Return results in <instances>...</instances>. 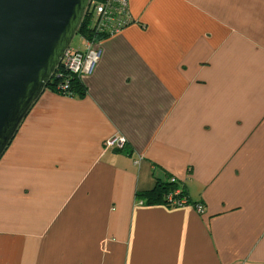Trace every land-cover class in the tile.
Here are the masks:
<instances>
[{"label":"crops","instance_id":"0c3cea01","mask_svg":"<svg viewBox=\"0 0 264 264\" xmlns=\"http://www.w3.org/2000/svg\"><path fill=\"white\" fill-rule=\"evenodd\" d=\"M127 1L0 158V264H264V0Z\"/></svg>","mask_w":264,"mask_h":264},{"label":"water","instance_id":"95a60500","mask_svg":"<svg viewBox=\"0 0 264 264\" xmlns=\"http://www.w3.org/2000/svg\"><path fill=\"white\" fill-rule=\"evenodd\" d=\"M90 0H0V158L70 48Z\"/></svg>","mask_w":264,"mask_h":264},{"label":"built area","instance_id":"2783aa9c","mask_svg":"<svg viewBox=\"0 0 264 264\" xmlns=\"http://www.w3.org/2000/svg\"><path fill=\"white\" fill-rule=\"evenodd\" d=\"M90 13V30L93 34L91 39H83L86 45L85 50L75 51L70 48L64 54L60 66L62 73H54L56 79H60L64 74L82 78L89 75L94 65L99 59V41L97 35L111 36L120 32L130 23L127 0H90L88 9ZM53 75V76H54ZM61 90H65L67 85H60ZM124 141L122 139H112L105 142V148L121 147ZM171 183H175L171 179ZM180 191L175 190L169 194L166 201L170 207H181L187 203L184 198H177ZM198 213H202L201 206H197Z\"/></svg>","mask_w":264,"mask_h":264},{"label":"trees","instance_id":"16d2710c","mask_svg":"<svg viewBox=\"0 0 264 264\" xmlns=\"http://www.w3.org/2000/svg\"><path fill=\"white\" fill-rule=\"evenodd\" d=\"M76 35L80 36L82 39H91L93 38V34L90 30V13L87 10L85 13L82 22L78 28V31ZM108 36L106 35H97L96 38L98 41H100L103 38H106ZM61 67L57 69V73L63 72L60 70ZM56 75V74H55ZM53 76L50 82L48 83L46 90H49L51 92H54L58 95L65 96V97H83L86 93V88L83 86L80 78L75 76H69L67 74H64L60 79H56V76ZM67 85V88L63 91L59 88L60 85ZM34 106V105H33ZM176 182L171 183L170 181L164 182V183H157L156 186L153 188V190L140 194L142 198L145 199V202L148 205L153 204H163L165 206H169L166 197L173 193L176 190ZM177 198H184L187 203L188 200L185 197L184 193L180 191Z\"/></svg>","mask_w":264,"mask_h":264},{"label":"rangeland","instance_id":"374dc122","mask_svg":"<svg viewBox=\"0 0 264 264\" xmlns=\"http://www.w3.org/2000/svg\"><path fill=\"white\" fill-rule=\"evenodd\" d=\"M83 45H84L83 39L80 36L75 35V37L73 38V40L70 44V49H72V50L81 49Z\"/></svg>","mask_w":264,"mask_h":264}]
</instances>
